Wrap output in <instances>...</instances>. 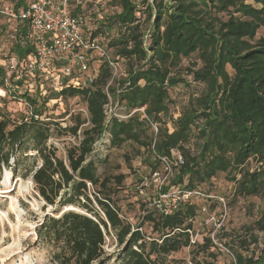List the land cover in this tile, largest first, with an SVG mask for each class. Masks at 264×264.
<instances>
[{
  "label": "trees",
  "instance_id": "16d2710c",
  "mask_svg": "<svg viewBox=\"0 0 264 264\" xmlns=\"http://www.w3.org/2000/svg\"><path fill=\"white\" fill-rule=\"evenodd\" d=\"M8 2L0 4L17 11L28 6L27 0ZM94 3L99 2L71 0L69 10L87 22L89 39L106 45L119 64L118 76L108 61L99 60L90 82L76 70L77 82L66 79L59 90L39 83L35 92L23 93L37 115L51 101L85 102L89 118L71 113L66 127L34 116L12 118L0 108V179L4 166L15 172L26 167L22 175L32 178L44 206L53 207L37 227L38 240L52 249L51 264H166L170 255L190 247L197 264H221V249L211 236L196 244L191 240L201 208L197 196L169 212L155 204L134 224L119 204L128 175L100 172L109 154L93 153L101 140L109 148L132 147L151 168L140 186L160 170L161 157L173 159L180 152L185 163L173 167L163 192L180 187L210 194L204 186L225 174L234 184L233 201L264 199V36L257 38L264 27V0H107L101 11L93 10ZM1 21V30H10L13 21L0 13ZM11 49L20 58L34 51L17 43ZM4 58L0 52V77ZM185 59L192 65L183 68ZM182 90L187 98L171 112ZM111 101L125 117L108 116ZM140 108L145 114L129 116ZM55 133L77 138L65 156L49 144ZM147 185H153L152 178ZM225 235L234 257L225 264H264V210L243 233ZM111 238L121 248L116 255L105 248Z\"/></svg>",
  "mask_w": 264,
  "mask_h": 264
},
{
  "label": "rangeland",
  "instance_id": "374dc122",
  "mask_svg": "<svg viewBox=\"0 0 264 264\" xmlns=\"http://www.w3.org/2000/svg\"><path fill=\"white\" fill-rule=\"evenodd\" d=\"M0 1L8 2V0ZM98 2L92 6L93 10L101 11L107 8V0H98ZM9 36V30L7 28L1 30L0 27V52L4 57L12 50L13 43ZM262 36H264V27L258 30L257 38ZM199 64H201L200 61ZM191 65L192 63L187 59L182 62L183 68ZM121 67H123L122 63ZM230 71L232 72L231 69ZM184 90L179 91L178 95L175 94V102L170 105L171 112H177L181 109L185 99L180 98L184 96L187 98L188 95ZM23 91L24 87H22L21 92L0 96L4 98L0 100V108L5 109L12 118L21 115L28 116L27 114L30 112V106L23 97ZM49 104L44 112L48 118L55 122L68 124L70 114L74 112H81L85 118H89L86 103L78 97L61 99L57 103L51 101ZM120 112H123V109H120ZM78 137H81V132H79ZM76 139L71 135L58 137L55 133L50 138L49 144L55 145L58 148V154L65 156L66 146L69 143H75ZM107 145V141L106 144L104 140L99 141L93 155L98 157L109 154V162L100 165V172L107 171L115 174L121 172L128 175L125 180V186L128 189L122 190L119 194V204L123 209V214L134 224H138L142 221L145 210L155 205L158 198L155 190L156 182L152 181V186L146 185V183H150V177L147 182L139 186L140 180L151 174V168L143 163V157L136 155L132 147L125 145L120 148H109ZM29 154H34V150H30ZM126 154L131 156L130 162ZM144 158L146 157L144 156ZM13 162V160L10 161L11 166H14ZM23 164L26 165V162ZM25 168L21 166L15 172L11 167H3L0 179V264H51L52 249L48 244L38 240L37 227L47 214H53V207L44 206L45 202L38 196L32 178L22 175L26 170ZM160 171V177L163 178L165 176L163 165H161ZM172 173L168 179L172 177ZM144 185L143 192L137 190V186L141 188ZM207 190H210L209 197L197 196L195 198L201 208L200 215L193 221L192 239L195 241L193 243L203 242L206 236H211L215 244L221 249L217 258L218 262L221 264L229 263L234 257L231 249L224 243H230L231 237H225V234L243 233L247 226L252 225L259 217L260 212L264 210V199L240 197L233 201L234 184L227 179L225 174H220L215 178L212 185L204 186V191ZM219 197H223L225 201ZM143 202H147V205H143ZM11 203L15 204L16 209L10 208ZM73 208L82 211L74 206ZM144 229L151 232V227L148 224H145ZM258 233L263 236L262 232ZM105 248L113 255H116L121 249L112 238L108 240ZM192 250V247L184 248L170 255L166 264H197L196 261L192 260ZM202 258L203 256L200 255L198 260L201 261ZM113 262L112 260L109 264H113Z\"/></svg>",
  "mask_w": 264,
  "mask_h": 264
},
{
  "label": "built area",
  "instance_id": "2783aa9c",
  "mask_svg": "<svg viewBox=\"0 0 264 264\" xmlns=\"http://www.w3.org/2000/svg\"><path fill=\"white\" fill-rule=\"evenodd\" d=\"M70 2L71 0H32L28 2L27 8L20 11L0 4V13L13 21L9 30L12 43L34 47V51L24 58H20L12 51L5 55L2 62L5 74L0 77V96L21 92L22 87L23 93L26 91L32 93L36 91L39 83H47L52 89L59 90L66 79L69 82H77L72 77L76 70L83 72L85 79L90 82L98 72L99 60L108 61L113 68L114 77L118 76L119 64L113 60L101 39L87 37V22L71 15ZM29 111L26 120L32 116L42 121L52 120L48 118L46 112L41 115L34 114L32 107ZM106 111L109 117L113 114L125 117L117 113V105L112 101L107 105ZM136 111L145 114L144 109L140 108L131 112L129 116ZM62 125L67 126L64 123ZM161 160L165 176L160 177V170L151 175L152 181H155L159 188V197L155 202L161 210L165 212L174 210L195 196L209 197L202 191L180 187H172L169 191L163 192L162 187L166 184L173 167L183 165L185 158L177 152L173 159L161 157ZM140 192H143V187L140 188ZM219 198L225 201L223 197Z\"/></svg>",
  "mask_w": 264,
  "mask_h": 264
},
{
  "label": "bare ground",
  "instance_id": "6f19581e",
  "mask_svg": "<svg viewBox=\"0 0 264 264\" xmlns=\"http://www.w3.org/2000/svg\"><path fill=\"white\" fill-rule=\"evenodd\" d=\"M8 174H9V173H8ZM8 174H7V175H8ZM6 178H8V177H6ZM7 180H8V179H7ZM10 208H11V209H16L15 204H14V203H11ZM68 208H73V206L68 207Z\"/></svg>",
  "mask_w": 264,
  "mask_h": 264
},
{
  "label": "water",
  "instance_id": "95a60500",
  "mask_svg": "<svg viewBox=\"0 0 264 264\" xmlns=\"http://www.w3.org/2000/svg\"><path fill=\"white\" fill-rule=\"evenodd\" d=\"M68 209H74V208H67L66 210H68Z\"/></svg>",
  "mask_w": 264,
  "mask_h": 264
}]
</instances>
